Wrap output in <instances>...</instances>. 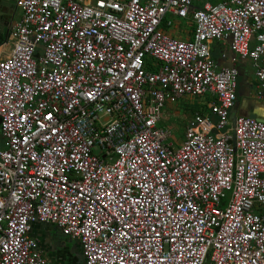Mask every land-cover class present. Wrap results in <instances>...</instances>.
<instances>
[{"label":"built area","instance_id":"1","mask_svg":"<svg viewBox=\"0 0 264 264\" xmlns=\"http://www.w3.org/2000/svg\"><path fill=\"white\" fill-rule=\"evenodd\" d=\"M16 7L0 58V264H56L38 224L79 243L84 264H264V122L233 127L240 73L210 47L229 40L264 99V0ZM169 17L193 38L164 31ZM205 96L216 121L196 115L170 142L165 107Z\"/></svg>","mask_w":264,"mask_h":264},{"label":"crops","instance_id":"2","mask_svg":"<svg viewBox=\"0 0 264 264\" xmlns=\"http://www.w3.org/2000/svg\"><path fill=\"white\" fill-rule=\"evenodd\" d=\"M14 13H17V17H18L17 19H19L21 16V11L17 7L15 8ZM186 21L188 22V26L191 27V29H192L191 31H189L187 33L188 34L187 40H191L193 38L194 25L192 22H190L188 20H186ZM5 45H6L5 41H3V43L0 45V58L1 59H5L6 57H8L10 55V53L12 52V49H13V47H11L10 50L6 51ZM210 47H211L212 55L215 58V60L217 61L219 69L231 68V67L233 68V66L234 67L240 66L243 69V74L245 76H247V82H249L248 77H249L250 71H253V73H254L252 64L249 61L245 62L244 60H238L237 59L236 62L234 61V59H236V58L232 55V52L230 50V41L229 40L225 41L223 43H219V42L212 43V45H210ZM223 55L226 56L225 59L223 58ZM231 65H233V66H231ZM239 79H240V76H239ZM249 86H250L249 96L246 98H243V99L238 97L239 102H238V107L236 109L238 117H246L247 115H249V112L251 109H253V112L258 116L264 115V99L263 98L259 99V93H261V91L259 89V84H258L257 79H256V82L250 81ZM254 87H256V92L252 91V89ZM246 92L247 91H245V93ZM263 96H264V92H263ZM206 114H207V112H206ZM195 116H192L191 119H193V117H195ZM186 128H187V126H186ZM176 143L179 144L180 142H176ZM55 230L56 229L54 227L46 226V225H40V224L35 225L33 227L31 236L39 241V247H40V250L43 253L44 257L47 258L48 260L56 263V264H66V263H64V261L62 259L59 258V257H61L60 253L62 251L67 254L68 249H70L69 252L71 254L73 253L74 255L76 254V255L80 256L81 251H80L79 243H77L76 241H73L69 238H62L61 240L54 239L53 233L55 232ZM68 241L70 243H74L73 249H71V246L69 245ZM66 254L64 255V257L66 256Z\"/></svg>","mask_w":264,"mask_h":264},{"label":"rangeland","instance_id":"3","mask_svg":"<svg viewBox=\"0 0 264 264\" xmlns=\"http://www.w3.org/2000/svg\"><path fill=\"white\" fill-rule=\"evenodd\" d=\"M201 2L196 1L195 5H199ZM170 18V17H169ZM173 26L172 28H165L163 27V30L169 33V35H172L176 38H179L181 40H187L188 39V32L191 31V27L188 26V22L184 19L179 18H170ZM13 40H9L6 42V51L10 50L11 47H13ZM214 54V53H213ZM249 82H256V77L253 73V71H250L249 74ZM242 81V78L238 79V93L240 89V83ZM253 92H256V87L252 89ZM239 97V96H238ZM212 102L211 97L205 96L200 98H193V97H185L181 99L179 102L175 104H170L163 110V116L160 126L166 130H169L172 135L169 139L170 142H182L184 140V134L186 132V126L189 124V120L191 119L195 110H202L207 112L211 117L212 121H216V117H214L211 114L209 104ZM208 106V107H207ZM232 128V125L230 127ZM69 242V241H68ZM71 249L74 248V243H70Z\"/></svg>","mask_w":264,"mask_h":264},{"label":"water","instance_id":"4","mask_svg":"<svg viewBox=\"0 0 264 264\" xmlns=\"http://www.w3.org/2000/svg\"><path fill=\"white\" fill-rule=\"evenodd\" d=\"M16 2H17V0H0V19L3 20V17L6 16V13H10L11 12V5L12 4H16ZM3 41L7 42V41H9V38L7 36H5V31L4 32L0 31V45L3 43ZM232 55L234 56L233 53H232ZM231 66H233V65H231ZM236 68L239 70L240 78H242V81H241L240 86H239L240 89H239L238 96L241 99H243V98H246V97L249 96V94H250V86H249V83L247 82V76H245L243 74V69L240 66H238ZM245 91H247V92L245 93ZM238 102L239 101H237L235 107L230 112V120L233 123V127H234V124H235V120L238 117L237 116L238 114H237V111H236V109L238 107ZM246 117H251V118L258 119V120L264 122V115H262V116L256 115L253 112V109L250 110L249 115H247ZM235 144H236V141H235V138H234L233 145H235ZM53 238L56 239V240H61L62 238H65V237L61 235L60 231L55 230V232L53 233Z\"/></svg>","mask_w":264,"mask_h":264},{"label":"flooded vegetation","instance_id":"5","mask_svg":"<svg viewBox=\"0 0 264 264\" xmlns=\"http://www.w3.org/2000/svg\"><path fill=\"white\" fill-rule=\"evenodd\" d=\"M16 4L11 5V12L6 13V16L3 17V20L0 19V31H5V36H7L10 40V34L12 31V28L16 21L18 20L17 18V13L15 12Z\"/></svg>","mask_w":264,"mask_h":264},{"label":"trees","instance_id":"6","mask_svg":"<svg viewBox=\"0 0 264 264\" xmlns=\"http://www.w3.org/2000/svg\"><path fill=\"white\" fill-rule=\"evenodd\" d=\"M163 27H165V25H163ZM166 28V27H165ZM194 112L193 115L195 116L196 114L197 115H202V116H207L209 114H206L205 111H202V110H195V111H192ZM70 249H68V253H64L63 251L60 253V256L59 257L60 259H62L64 261V263L66 264H84L83 260H82V256H78V255H74L73 253L71 254L70 252ZM66 254V256L64 257V255Z\"/></svg>","mask_w":264,"mask_h":264},{"label":"clouds","instance_id":"7","mask_svg":"<svg viewBox=\"0 0 264 264\" xmlns=\"http://www.w3.org/2000/svg\"><path fill=\"white\" fill-rule=\"evenodd\" d=\"M232 122V121H231Z\"/></svg>","mask_w":264,"mask_h":264}]
</instances>
